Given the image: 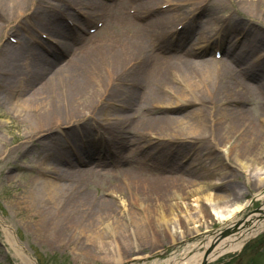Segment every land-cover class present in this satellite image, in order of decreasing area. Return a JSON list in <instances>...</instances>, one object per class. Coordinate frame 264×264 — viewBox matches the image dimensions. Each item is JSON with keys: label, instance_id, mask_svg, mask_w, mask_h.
Masks as SVG:
<instances>
[{"label": "bare ground", "instance_id": "6f19581e", "mask_svg": "<svg viewBox=\"0 0 264 264\" xmlns=\"http://www.w3.org/2000/svg\"><path fill=\"white\" fill-rule=\"evenodd\" d=\"M58 1L0 0V16L18 19L31 11L39 30L57 37L46 43L22 36L0 49V89L14 113L7 123L22 131L16 145L0 138V156L20 151L28 161L19 164L16 155L13 169L31 177L14 197L21 215L30 216L34 230L51 244L69 231L79 248L136 250L148 227L172 238L180 232V218L198 221L204 209L199 200L206 199L207 211L229 227H206L208 233L187 242L181 257L171 248L184 240L173 239L167 249L153 242L152 257L165 259L163 264H200L240 249L264 228V221L254 222L260 211L241 216L247 203L207 188H225L231 180L218 179L242 172L246 186L256 185L255 198L264 199V40L249 32L237 50L231 32L219 40L226 57H205L220 32L211 17L216 8H227L223 1ZM229 1L245 17L264 21V0ZM202 2L211 17L201 19L206 9L198 14L200 6L190 9ZM69 7L85 17L72 25L56 23ZM84 21L86 39L74 31ZM8 31L0 23V33ZM195 33L198 40L189 41ZM254 104L256 119L248 110ZM89 122L99 124L98 137L87 129ZM185 156L187 163L181 161ZM188 186L193 200L182 208L177 200ZM0 228L22 263L32 264L2 217ZM146 257L133 255L129 264Z\"/></svg>", "mask_w": 264, "mask_h": 264}, {"label": "rangeland", "instance_id": "374dc122", "mask_svg": "<svg viewBox=\"0 0 264 264\" xmlns=\"http://www.w3.org/2000/svg\"><path fill=\"white\" fill-rule=\"evenodd\" d=\"M28 2L32 3L33 0H27ZM39 1V0H38ZM54 2L56 0H53ZM217 2L223 1L224 4L226 3L227 8H223V10L215 9L214 15L215 17H211L210 15H203L200 18H207L208 16L211 17V21H218L220 25L223 26L225 30L223 32L228 33H238L239 31H245V35H249V32L256 31L257 34L264 40V21L260 18V20L251 19L249 17H245L242 10H235L233 8L234 1L231 2L229 0H214ZM216 2V3H217ZM214 3V4H216ZM41 4V0H40ZM68 11H70L68 9ZM228 12H230L234 19L232 18H223L224 16H229ZM264 16V12H259ZM241 14V15H240ZM29 16V15H28ZM6 14L3 12L1 13L0 20L2 24L7 25V30L17 28L19 25L25 26V29L20 28L19 33L15 36H20L21 33H28L31 30V25L36 23V20L33 18L31 20L29 17L23 18L22 20L17 17L15 19L6 18ZM23 17V15H22ZM60 20V19H58ZM241 21L242 23L246 24L243 25L238 22ZM21 21H23L21 23ZM248 26L254 28L249 29ZM62 27V26H60ZM228 29L230 31H228ZM249 29V31H248ZM29 30V31H24ZM228 31V32H227ZM4 33H0V39L4 36ZM30 34V33H29ZM55 36V34H51ZM234 38L235 35H234ZM196 36H192L190 40H196ZM0 40V41H1ZM249 40V39H248ZM246 40V42H248ZM243 48V45H241ZM1 47V46H0ZM264 48V46H263ZM232 64V61L229 60ZM36 72L40 74V68L37 67ZM255 82H258L256 80ZM5 91L0 89V138L7 143L8 146L16 145L18 141L22 138V131H19V127H9L7 123V118L13 119L14 113L12 110L6 105L5 101ZM250 109V114L255 117L259 115V106L256 104L252 106H248V110ZM91 122L87 124V129L91 127ZM86 129H84L85 131ZM92 132V131H90ZM217 153V152H215ZM15 155V156H14ZM16 155H18L16 157ZM184 155V154H182ZM16 157V161L19 164H26L28 160L27 158L20 157V151H14L11 156L6 157L5 155L0 156V217H3L6 222L15 230L16 237L20 240V242L27 248L28 252L31 254L34 262L32 264H129V260L133 255L136 254H145L148 257L138 259L134 264H150L151 261L156 259L155 264H163L162 262L165 259L160 258H153L152 255L154 254V250L150 244L156 242L162 249H167L169 243L173 241V239L180 241L181 239L184 240V243L177 245L174 248H171V251H176L177 256L181 257L185 250L187 249V242H192L193 240L201 239V235L208 233L206 229L216 230L222 226L225 220L218 218L214 214L213 211H207L209 202L206 199L199 200L200 204L204 206V209H201V218L198 221L192 222L188 219L180 218V232L175 233L174 237L171 238V235L160 233V232H153L152 234L151 228H146L148 231L144 233L138 240L142 243L140 248L136 250H131L124 245H121L122 249H113V250H95L91 246H86L85 248L77 246L78 241L75 239H71L70 232L66 231L63 233L64 236L55 237V240L58 242L56 244H51L41 235H39L33 228V222L30 219V216L23 217L20 209L19 204L16 202L14 197H18L21 194V189H23L28 183V180H31L30 175H23L20 172H15L14 170L11 172L12 176H10L9 170L13 169V160ZM264 158V157H263ZM262 158V159H263ZM182 160V159H181ZM264 161V160H263ZM224 162V160H223ZM229 164V163H227ZM8 173V174H6ZM25 176V177H24ZM237 176V177H236ZM236 177V178H235ZM244 175L242 172L232 175L229 178H221L218 180H227L230 179L228 185L223 187H212L207 188L209 192L215 193H225L227 195V191L230 192L231 199L234 201H238L240 203H247V207L245 210L239 213V215L249 214L252 211L256 210L259 206H262L263 199H255L251 202V198L255 197V193L257 191L256 185L250 184L246 186V181H244ZM92 192L99 191L98 187L105 186V184L99 185L96 184ZM192 188L188 186L184 188V199H179L184 207V202H189V199L193 200V194L191 193ZM191 195V197H188ZM174 197V196H173ZM198 206V205H197ZM189 207V206H188ZM181 208V209H182ZM191 209V208H189ZM193 209H191L192 211ZM211 210V209H210ZM208 212V213H207ZM179 213L175 209V216L178 217ZM174 218V217H173ZM185 218V217H184ZM199 218V217H198ZM197 224V225H195ZM196 227V228H195ZM208 227V228H206ZM200 232V233H199ZM254 240V241H253ZM145 241V242H144ZM246 247H243V251L240 253L239 251L226 253L225 255L221 256L217 260L210 261L207 264H264V239L262 240H255V238H250L249 241L245 244ZM151 255V256H150ZM119 257L123 258L121 261H116ZM114 257V258H113ZM233 257V258H232ZM158 259V260H157ZM229 261V262H227ZM0 264H24L22 263L21 259L14 253L13 248L9 245L6 241L4 233L0 228Z\"/></svg>", "mask_w": 264, "mask_h": 264}]
</instances>
